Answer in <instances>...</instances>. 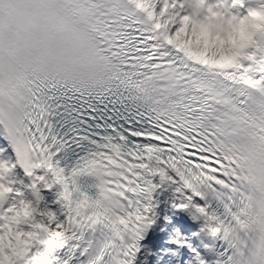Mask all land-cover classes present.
Here are the masks:
<instances>
[{"label": "snow or ice", "instance_id": "1", "mask_svg": "<svg viewBox=\"0 0 264 264\" xmlns=\"http://www.w3.org/2000/svg\"><path fill=\"white\" fill-rule=\"evenodd\" d=\"M162 190L264 264V0H0V264H136Z\"/></svg>", "mask_w": 264, "mask_h": 264}, {"label": "bare ground", "instance_id": "2", "mask_svg": "<svg viewBox=\"0 0 264 264\" xmlns=\"http://www.w3.org/2000/svg\"><path fill=\"white\" fill-rule=\"evenodd\" d=\"M159 201V206L156 209L158 213L157 222L145 234V239L141 243V248L136 264H147L149 259L153 257L156 249L164 243L166 233L172 223H177L183 232L189 234L191 239L198 244L204 258L212 261L216 258L215 253L218 250V244L221 241L219 238L213 239L206 232H200L199 235H194L200 229V221H195L191 218L187 211H181L172 207L173 195L168 190H162L156 197ZM178 202V201H177ZM170 214L172 219L165 220L164 217ZM163 229V230H162ZM205 245H213V251L205 248Z\"/></svg>", "mask_w": 264, "mask_h": 264}, {"label": "rangeland", "instance_id": "3", "mask_svg": "<svg viewBox=\"0 0 264 264\" xmlns=\"http://www.w3.org/2000/svg\"><path fill=\"white\" fill-rule=\"evenodd\" d=\"M167 217L169 219H172L170 214H168ZM174 228H179L182 237L187 239L190 244L195 247L197 251L203 256L200 247L191 239L189 234L183 232L177 223H172L166 233L164 243L160 246V248L156 249L153 257L149 259V262L147 264H185V261L193 257L194 254L190 251L187 246L180 248L177 245L168 242L170 236L173 234Z\"/></svg>", "mask_w": 264, "mask_h": 264}]
</instances>
